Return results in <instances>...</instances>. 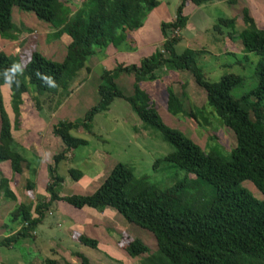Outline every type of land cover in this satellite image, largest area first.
<instances>
[{"label": "trees", "instance_id": "trees-1", "mask_svg": "<svg viewBox=\"0 0 264 264\" xmlns=\"http://www.w3.org/2000/svg\"><path fill=\"white\" fill-rule=\"evenodd\" d=\"M212 2L232 5L236 0H180L173 19L160 22L162 42L150 56L138 64H118L110 71L102 69L96 104L80 120L59 121L52 126L51 133L59 139L62 148L51 156V163L47 165L46 199L17 204L9 213V221L18 225V229L1 238L0 247L11 248L25 238L32 239L45 211L54 202L62 201L74 209L101 211L110 207L125 222L149 232L155 241L154 252L150 253L139 239L129 240L122 246L131 258L144 255L140 264H264V29L256 26L246 9L241 12L244 27L238 32L234 29V19L217 20L216 26L227 29L229 39L236 37L244 52L257 56L253 67L254 86L238 98H233L231 91L242 85V77L226 74L217 82L205 80L196 64L206 53L204 49L175 52L180 31L187 21L183 9L189 3L202 6ZM157 5V0H0V39L14 42L20 35L11 22L13 8L32 13L38 21L49 24L56 37L63 34L69 39L60 62H53L35 50L24 60L18 53L0 51V74L14 62L26 65L24 74L18 77L20 86L8 88L10 110L18 112L24 94L29 95L36 111L42 109L44 98L46 103L55 100L57 107L69 95L70 85L79 72L88 70L86 61L95 50L105 49L109 44L117 48L123 44L126 45L123 50H132V33ZM18 46L23 47L21 43ZM159 71L188 72L195 85L204 91V104L199 109L186 111L182 86L176 94L171 83L164 88L165 109L172 116L183 115L193 120L200 128L210 125L212 119L229 129L234 136V147L228 150L227 157L210 149V145L200 149L162 122L154 101L140 85L154 80ZM37 73L51 76L57 87L45 86ZM119 74L132 76L130 95H124L117 88L115 78ZM115 99L123 100L139 121L155 130L171 147L153 167L165 163L175 172H183L184 177L169 187L159 188L145 177L137 178L131 167L117 163L91 194L60 196L58 190L63 179L57 174L58 164L73 149L86 145L85 140L70 133H89L93 116L107 110ZM2 162H7L15 174H20L23 163L28 166L17 151L0 96ZM67 174L73 181L81 177L80 171L73 168ZM244 182L250 183L261 198H255L244 188ZM24 188L28 196L34 190V183L26 179ZM0 193L3 198L15 201L6 180H0ZM76 243L97 248V241L83 234H77ZM73 256L78 264H93L81 254ZM39 264L70 263L52 257L40 260Z\"/></svg>", "mask_w": 264, "mask_h": 264}, {"label": "rangeland", "instance_id": "rangeland-1", "mask_svg": "<svg viewBox=\"0 0 264 264\" xmlns=\"http://www.w3.org/2000/svg\"><path fill=\"white\" fill-rule=\"evenodd\" d=\"M157 1L162 6L167 5L168 10L170 9L168 13H173L180 2V0ZM253 2L257 3L255 0H236V3L232 5L224 2H220L218 5L205 4L199 7L198 12H189L191 22L202 17L204 20H210L209 30L205 34H196L194 38V35L191 36L192 31L186 29L181 33V39L175 46V52L178 54L185 49L205 48L206 53L197 59L196 64L201 69L205 80L209 82H217L221 76L226 74L242 77V85L231 91L233 98L240 97L254 86L252 77L257 56L244 52L236 37L229 39L226 35L228 30L217 27L216 20L234 19V29L238 32L244 27L241 12L246 9L256 26L264 29L263 8L258 10L259 6L256 4L254 19L251 11ZM72 9H75L74 6ZM11 22L17 30L19 29L20 35L16 42H6L0 39V51L18 53L22 55L21 59H23L28 56L30 51L35 50L53 62H60L63 59L68 43L65 35L56 37L49 24L38 21L32 13L23 12L17 8L11 10ZM21 27L29 30H23ZM18 43H21L24 48H20ZM156 45L158 46V43ZM124 46L126 45L122 44L117 48L109 44L105 49L95 50L94 55L101 60L105 55V50L107 52L111 48L115 49L116 53L129 51L123 50ZM226 47L228 52L223 53ZM121 57L124 60L108 59L112 68L120 62L125 64L126 61H131L129 55ZM102 62L91 67L90 71L88 69L79 73L75 83L77 85L81 83L80 86L72 91L71 97L66 103L62 104L61 102L57 107L55 100L46 103L44 98L42 99V109L36 111L29 95L24 94L21 97L22 102L18 107V112L14 113L10 110L8 87L5 85L0 87L4 110L10 123L13 124V128H16L11 132L15 137L17 136V141L24 142V145H16L17 151L23 157L25 153H30L28 160L31 161L32 167H38L36 168L35 190H32L27 196L23 179L25 175H29V170L26 169L25 163L21 165L20 175H14L9 170L8 163L0 164L3 169L2 172L0 168V180H6L8 188L9 184L11 185L9 189L15 197V201L7 200L0 193V219L2 218L5 226L0 229V239L6 237L9 229L14 225L9 221L8 213L13 211L17 204H27L30 201L36 203L43 198L46 199L44 192L45 169H47L48 162L51 163V156L62 148L59 139L51 133L52 126L59 121L80 120L83 114L96 104L98 100L96 88L101 84L99 75L102 68L107 69L106 65L101 64ZM88 65L89 62L86 61V66ZM112 68L110 69L112 70ZM127 76L129 75L119 74L115 78V82L120 78H127ZM171 83L176 94L180 93V86H182V92L186 97L182 101L186 111L190 108L199 109L204 104V91L195 85L188 72L159 71L154 80L143 82L140 85L149 93L154 101L155 111L166 126L182 133L200 149L205 150L207 145H210V149H215L227 157L228 150L234 147V136L229 129L222 127L212 119L209 120L210 125L207 123L204 128H200L193 120L183 115L172 116L166 111L164 88ZM119 88L124 95L131 94L128 85L124 84L122 87L119 85ZM27 131L29 133L36 132L38 141L42 139L40 147L34 149V147L25 146V141L26 145L32 144L27 141ZM70 134L85 140L86 145L73 149L66 156L67 158L58 164L57 174L63 179L58 193L62 196L92 193L93 189L102 183L111 168L117 163L131 167L137 178L145 177L148 182L159 188L169 187L175 180L184 177L183 172H175L165 163H159L158 167H153L157 159H161L172 149L160 139L155 130L139 121L129 106L121 99L113 100L107 110L93 116L89 133L72 131ZM19 136L21 139H18ZM70 168L80 171L81 177L77 181H73L67 174V170ZM187 177L193 178L190 175ZM34 178L28 177L27 179L34 181ZM242 186L255 198H261L250 183L244 182ZM83 233L97 240L96 249L76 243L77 234ZM132 239H139L150 253L156 249L154 238L149 232L125 222L110 207H105L101 211L87 208L77 210L58 201L45 211L41 222L34 230L32 239L25 238L11 248L0 247V264H39L40 260L52 257L64 259L70 264H78L77 258L73 256L74 253L83 255L93 264H140V258L144 255L131 258L122 248L123 244ZM33 259L34 262H32Z\"/></svg>", "mask_w": 264, "mask_h": 264}, {"label": "crops", "instance_id": "crops-1", "mask_svg": "<svg viewBox=\"0 0 264 264\" xmlns=\"http://www.w3.org/2000/svg\"><path fill=\"white\" fill-rule=\"evenodd\" d=\"M264 0H255V2L257 3H254L252 4V16L253 18L255 19V11H256V4L259 6L258 7V10L261 8H263L262 10L264 11V3H263ZM158 2V1H157ZM220 2H212L210 4L212 5H218ZM199 7L201 6H194L192 5L191 3H189L184 9H183V13L184 15L187 17V21H186V24H185V27L183 28V30L180 31V39H181V33L186 30V29H189L190 32L192 31V34L191 36L194 35V38L196 37V34L198 35H201V34H205L208 30H209V24H210V20H204L202 18L200 19H196L195 21L191 22L190 21V18H189V12H194V11H199ZM195 9V10H193ZM175 11V10H174ZM170 12V9L168 10V7L167 5H161L160 2H158V5L152 9L146 16L145 20L143 21L142 23V26L140 28H138L137 30H135L131 37L133 39V44L131 45L132 46V50H129V51H123V52H118L116 53L117 51H115V49L111 48L110 50H108L106 52L105 50V55L103 56V58L101 60L97 59V56H95L94 54L92 56H90L88 58V62H89V65L87 66L89 71L91 70L90 68L93 67V66H96L97 64L99 65L100 62H102L101 64H104L107 66V69H104L102 68L103 70H107V71H110L112 68V65H111V62H109V58H116L118 60H124L122 59V55L124 57H126V55H129V58L131 61H126V63L124 64L123 62H120L119 64H122V65H130V64H138V62L142 59V58H146L148 56H150L154 51L155 49H157L159 47V45L161 44L162 42V37L160 35V31H159V24L160 22H163V21H168V20H171L173 19L174 17V12L173 13H168ZM173 14V15H172ZM218 20V19H217ZM217 20H216V23H217ZM193 38V37H192ZM234 38V36H233ZM68 39V38H67ZM3 41H6V40H3ZM8 42V41H6ZM16 42V41H14ZM68 42H69V39H68ZM158 43V46L156 45ZM198 46V45H197ZM200 48V46H198ZM16 49V48H15ZM201 49V48H200ZM205 50V48H202ZM228 52V48L226 47L224 50H223V53H226ZM135 56V57H133ZM113 69V68H112ZM83 70H81L79 73H81ZM79 75V74H78ZM76 80L70 85V93L69 95L62 101V104L63 103H66L68 100H69V97L70 94L72 93L73 90H75L76 87H79V85H77V83H75ZM117 88L121 91V89L119 88V85L122 87L124 84L128 85V88L129 90H131V84H132V78H130V75L127 76V78H120L118 81L115 82ZM74 85V86H73ZM73 86V87H72ZM126 87V86H125ZM122 92V91H121ZM129 92V91H128ZM61 107V105H60ZM59 107V108H60ZM58 108V109H59ZM31 117H33V115H31ZM21 118V116H20ZM9 119V118H8ZM10 121V120H9ZM11 124V131L15 130L16 128H13V124ZM33 125V124H32ZM15 127V125H14ZM16 132V131H15ZM28 134V138H27V141H29V143H32V144H29V145H26V141H25V146L27 147H34V149H37L38 147L41 146V140L38 141L36 139V132H32V133H29L28 131L26 132ZM11 136L13 138V141L15 142L16 145H24V142L22 141H17L16 140V137L12 134L11 132ZM22 136V135H21ZM19 136L18 139H21ZM41 138V137H40ZM26 140V139H25ZM34 141V143H33ZM42 148V147H41ZM30 153H25V156L23 158H25L26 162H27V165L29 166H25L27 170H29V175H25V178L23 179V183H25V180L28 178V177H33L34 178V175H35V178H34V181H32L34 183V190H35V187H36V171L38 167H32V164H31V161H29L28 157H29ZM36 159V158H35ZM38 160V159H37ZM36 161V160H35ZM4 163V162H2ZM7 163V162H5ZM1 164V163H0ZM49 164V162H48ZM2 167V166H1ZM0 167V168H1ZM9 167V165H8ZM22 167V166H21ZM47 167V166H46ZM10 170V168H9ZM46 170V169H45ZM1 171L3 172V169L1 168ZM11 171V170H10ZM47 171V170H46ZM47 174V172H46ZM45 174V184L47 182V175ZM14 175H20V174H15ZM44 182V181H43ZM45 184H44V187H45ZM101 184V183H100ZM9 188H11V185L9 184ZM97 188V187H96ZM95 188V189H96ZM93 189V191L95 190ZM92 191V192H93ZM91 194V193H90ZM60 195V194H59ZM62 196V195H60ZM88 209V208H87ZM78 210V209H77ZM9 214V213H8ZM4 226L3 224V221H2V218L0 219V229H2ZM18 229V225H13L12 228L9 229V234H12L15 232V230ZM7 235V236H8ZM83 235H85L83 233ZM86 236V235H85ZM88 237V236H87ZM90 238V237H89ZM94 239V238H93ZM96 240V239H95ZM97 241V240H96ZM34 262V259L33 261ZM36 262V260H35Z\"/></svg>", "mask_w": 264, "mask_h": 264}, {"label": "clouds", "instance_id": "clouds-1", "mask_svg": "<svg viewBox=\"0 0 264 264\" xmlns=\"http://www.w3.org/2000/svg\"><path fill=\"white\" fill-rule=\"evenodd\" d=\"M26 65L22 62H14L9 68L5 69L4 72L0 75L3 77L4 85L9 89H12L13 85L16 87L20 86L19 76L24 74ZM39 78L42 80L45 86L49 88L57 87L55 80L51 76L43 75L37 73Z\"/></svg>", "mask_w": 264, "mask_h": 264}]
</instances>
